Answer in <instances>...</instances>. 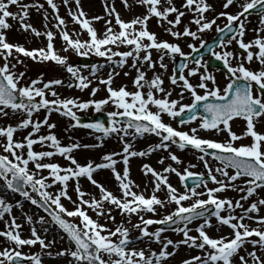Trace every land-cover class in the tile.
Wrapping results in <instances>:
<instances>
[{
    "label": "snow or ice",
    "instance_id": "6c2138e0",
    "mask_svg": "<svg viewBox=\"0 0 264 264\" xmlns=\"http://www.w3.org/2000/svg\"><path fill=\"white\" fill-rule=\"evenodd\" d=\"M45 3L51 9L55 20L52 27L56 32L48 28L47 10L42 13L44 31H38L27 22L30 10L41 12L43 4L0 0V119L23 114L15 126H0V138H4V142H0V189H3L0 193V221L4 224L0 230V264H42L41 255H53L47 250L56 243L55 239L46 242L44 238L52 228L59 229L61 239L66 238L68 242L67 248L55 253L56 257L68 258L67 264H169L181 245L190 250H199L200 254L182 259L180 264H264V216L259 215L264 208V133L256 131L257 124L264 123V0H243L242 3L240 0H223L224 11L212 18L206 13L215 12V8L207 0H181L179 6L175 0H133L132 4L129 0H121L126 10H130L133 4L145 9L144 14L127 22L120 18L109 0H102L107 19L105 16L88 18L81 8L80 0H62L64 7L69 9L67 15L71 22L86 33L87 40L79 39V32L67 31V22L59 15L55 0H45ZM70 3L75 4V9L70 7ZM233 5L239 8L234 14L227 11ZM12 7L17 11H10ZM251 14L258 16V26L251 29L255 38L245 42L244 36L249 31L248 16ZM186 16H190V19L180 30L178 26ZM113 18L118 31L112 27ZM152 18L173 40L191 38L192 41L198 40L201 47H205L201 34L210 31L213 26L217 33L231 34L221 36L218 45L221 51L208 48L212 57L220 61L230 74L228 82L220 87L215 76L208 72L206 62L200 58L192 61L195 67H189V56L197 51L194 45L187 43L191 52L186 54L178 43L158 39L156 33L150 32L147 27V22ZM221 18L226 20L223 27L216 24ZM9 20L18 22L19 30L24 33L44 37L45 47L26 49L22 44L10 43L7 39V32L12 28ZM98 21L104 22L102 33H98L93 26ZM192 25L195 30H192ZM57 33L64 42V52L71 51L77 56L92 54L102 57L110 66L114 63L116 68H124L130 58V67L135 70L132 80L135 91L129 92L125 86L118 89L112 87L114 77L119 75L115 68L109 71L106 78L98 81L107 91V97L100 100L80 102L78 99L61 98L56 87H64V81L58 78L45 81L43 73L22 86L26 73L17 72L16 68L17 65L26 67L24 59H30L35 63L54 62L63 67L71 78V82L66 85L70 89L83 91L90 87L92 81L69 64L67 56L61 57L54 50ZM73 36L77 38L73 39ZM233 43L245 55L241 57L232 51L223 50ZM113 46H123L129 50L114 51ZM152 50L159 53L158 60L153 59ZM113 57L119 59L113 61ZM176 57H182L185 63L178 65V75L174 66L172 74L167 77L169 83L179 89L178 99H170L172 89L163 87V73L168 70L165 59L175 62ZM233 60L237 61L235 66ZM245 62L249 66L246 67ZM253 64L259 67H251ZM157 65L162 72L156 71ZM103 67V64L92 65L89 75L95 77ZM200 69L204 71L200 72ZM147 71L153 73L151 79L146 77ZM124 75L128 76L129 73L124 72ZM194 77H198L195 84L190 80ZM98 91L99 88L92 87L90 95L95 96ZM185 94L190 96V103L182 102ZM48 96L52 99H48ZM109 103L116 111L107 113V127L100 121L81 123L76 114V111L89 108L100 112ZM41 109L48 114L56 112L69 118L73 123L65 131L79 127L93 133H102L103 138L115 136L122 146L121 151L103 154L100 162L89 159L81 164L74 153L80 149L102 147V137L95 136L98 143L92 145L79 142L62 145L52 131L56 124L48 122V115L42 121L32 119L33 114ZM164 115L172 120L180 118L179 125H189L193 121H198V125L187 132L180 131L170 123H165ZM120 117L125 119L121 121ZM236 119L245 122V130L240 135L232 131V122ZM42 127L49 130L48 134L37 135ZM29 128L31 131L22 140L14 138L15 132ZM200 131L225 133L227 139L217 142L202 138L198 135ZM144 134L159 138V142L147 151L134 150L131 141L125 139L131 137V140H135ZM246 137L250 138V144L237 146V142ZM36 144L50 150L35 151L33 146ZM172 146L181 151L191 148L200 153L198 159L207 170V181L215 186L209 188L203 173H194L188 168L182 174L172 165L157 171L145 163L140 171L146 180L150 177L152 195L145 197L142 192L134 191L140 186L131 179V158L145 157L162 150L167 153V157H160L157 163L163 165L165 159H168L180 165L183 162L170 151ZM55 156L62 157L67 166L52 162ZM208 156L221 166L213 169L206 160ZM118 163L123 165L122 170L117 169ZM229 169L232 170L231 174ZM103 171L111 173L119 196L95 179ZM167 174H175L182 186L187 179L192 178L193 186L178 192L169 183ZM81 179H86L98 190V197L82 189ZM70 185L75 199L69 194ZM54 186H58L56 190L49 191ZM201 186L204 191L197 190ZM147 187L145 184V189ZM229 190L239 193V198L218 195ZM157 192H164L166 198L160 199ZM9 193L18 194L24 201L48 213L50 219L41 216L36 221L24 213L25 222L29 225L39 224L44 236L35 227L31 228L28 238L22 236V225L16 222V217L11 213L13 207L23 213V204L20 200L14 205L9 203ZM201 196L207 198L201 199ZM249 200L251 203H247ZM62 201H68L72 205L71 209L65 207ZM184 201L192 202L185 207L182 203ZM170 204L176 206L175 210L163 215L161 219L145 218V213L156 215L158 209L163 210ZM209 209L212 211L209 212ZM89 210L95 214V220L88 215ZM113 211L127 217L129 224L131 217L136 216L138 223L131 224V229L123 223L115 224ZM6 214L8 219H4ZM102 218L111 221L115 227L110 229L101 224L99 221ZM198 219L202 222L195 229L188 227ZM74 220L79 223H74ZM252 224L256 226L252 227ZM150 225L161 227L149 231ZM164 225L181 234L183 239L174 241L162 238V233L167 230ZM172 225L176 227L172 228ZM223 227L230 230L229 235L213 238L208 234V230L215 228L219 232ZM132 231L137 235L133 236ZM192 231L197 235H191ZM36 244L42 250L40 255L23 253L25 246ZM152 244L160 246L158 251L152 249ZM249 245L251 251L248 250ZM169 248L172 250L168 251Z\"/></svg>",
    "mask_w": 264,
    "mask_h": 264
},
{
    "label": "rangeland",
    "instance_id": "374dc122",
    "mask_svg": "<svg viewBox=\"0 0 264 264\" xmlns=\"http://www.w3.org/2000/svg\"><path fill=\"white\" fill-rule=\"evenodd\" d=\"M33 2L43 4L44 9H42L41 12H37L35 9H31L30 13H29L30 18L27 22L30 23L38 31H44V27H43L44 19H43L42 13L44 10H47L48 21H49L48 28H49V30L56 32V29H54L52 27V25L55 24V20L53 19L52 15H51V9L48 8L47 4L45 3V0H24V3H33ZM55 2L57 3V5L59 7V15L62 18H64L65 21L67 22V31H69L70 33L71 32H79L80 33L79 39L87 40L88 37H87L86 33L81 32V30L79 29V26L75 25L71 22L70 17H68V15H67V12L69 9L64 7L62 0H55ZM180 2H181V0H175V3L177 4V6H179ZM207 2L211 5H213V7L215 8V12L206 13V15L209 18L214 17L220 11H224V9L222 8L223 0H207ZM240 2L242 3L243 0H241ZM109 3L114 5L116 12L119 13L120 18L126 22L130 21L131 19H133L136 16H141L145 12V9L143 7H140V6L135 5V4H133V6L131 7L130 10H126L124 8L123 4L121 3V0H109ZM129 3L132 4L133 0H129ZM80 4H81V8L86 13V16L88 18H91L93 16H105L104 4L102 3V0H80ZM70 7L72 9H75V4L70 3ZM9 10L13 11V12L17 11V9L15 7L10 8ZM238 10H239V8L237 5H233L229 9H227V11L232 13V14L236 13ZM105 18L107 19L106 16H105ZM169 18L172 19V17H169ZM252 18H253V16H250L248 18L249 23L247 24V27H248L249 31L244 36L245 42H248V41L255 38V33L252 32L251 29L257 27L258 23L254 24V22L252 21ZM257 18H258V16L256 17V20H257ZM189 19H190V16H186L185 18L182 19L181 25L178 26L180 30H182L183 24L187 23ZM8 22L12 25V28L7 32V39L10 43L22 44L26 49L45 47L46 40L44 39V37H42V36L41 37H34L30 33H24L23 31L19 30L18 22L11 21V20H9ZM225 23H226V20H224L223 18L218 19L216 21V24L219 25L220 27H223ZM93 26L95 27V29L97 30L98 33H102L103 28H104V22L103 21L94 22ZM112 27L114 30L118 31V26L115 24L114 18L112 19ZM147 27L150 28L154 33H156L158 39L169 40L170 42L178 43L179 46L182 48V50L186 54L191 52V50L187 48V43H192L195 48L200 45V42L198 40L192 41L191 38L181 39L179 41L173 40V38H171L166 33H164L163 29L157 25L155 18H152L147 22ZM191 28H192V30H195L194 25H192ZM215 33H216L215 26H213V28L210 31H207V32L201 34V39L206 41L208 38L213 36ZM262 35H264V33H262ZM72 38L76 39L77 37L73 36ZM63 44H64V42L60 39L59 34L57 33L55 36V40H54V50L61 57L67 56V62L69 64H71L72 66H74L75 68L79 69L81 74H83L84 76H87L92 81L90 87L88 89L83 90V91H81L79 89H75V88L70 89L66 85L69 82H71V78H70L69 74L64 70L63 67L56 65L54 62L35 63L30 59H24V58H22V59H24V65H26V67H24L22 65H17V68H16L17 72L25 71V73H26L25 77L23 78L22 86L29 83L32 79L38 78L40 76V74L43 73V79L45 81H48L50 79H56V78L62 79L64 81V84H65L64 87H59V86L56 87V91L59 93L61 98L78 99V101H80V102L88 101V100H100V99H105L107 97V91H106L104 85L99 84L98 81L102 78H106L109 71H111L113 68H115V70L117 72H119V75L114 77L112 87L118 89L121 86H125L127 91H129V92L135 91V88L133 87V84H132V80L135 77V70L130 67V65H131V59L130 58L128 59L127 64L124 68H116L114 63L110 66L105 58L97 57L95 55L89 54V55H87L88 58H91V59L93 58L96 60L95 65H101V64L104 65V67L97 72L96 76L92 77L89 75L92 65L87 66L85 68H79L76 65V61L81 56H77V55H75L74 52H71V51L64 52L62 50ZM113 50L123 52V51H128L129 48H126L123 46L116 48L115 46H113ZM223 50L234 52V51H236V44L233 43V44L229 45L226 49H223ZM214 51H221V48L217 47ZM234 54H237V53H234ZM141 55H143V53H141ZM152 57L154 60H158L159 59V53H157L155 50H152ZM118 59H119V57H113V61H116ZM202 62H206V58H204L202 60ZM165 63L168 65V70H167V72L163 73V79H164L163 87H165L166 89H172V96L170 97V99H178L177 93L179 92V89L174 88V86H172L167 79V77L172 74L173 61L166 58ZM236 63H237L236 60L232 61L233 66H235ZM245 66L246 67L249 66L247 64V62H245ZM189 67H195L194 63L190 64ZM206 67H207L208 72L212 73L215 76L217 84L220 87H223L228 82V77L226 75L224 76L223 75L224 73H222V71L209 68L207 65H206ZM251 67L258 68L259 65L253 64V65H251ZM156 71L162 72L163 70L159 69V67L157 65ZM203 71H204V69H202V71H200V72H203ZM124 72H128L129 75L125 76ZM152 74L153 73L151 71H147L146 77L148 79H151ZM219 78H221V79H219ZM190 80L193 84H195L198 80V77L190 78ZM92 87L99 88V91L96 93L95 96L90 95V90ZM143 91L146 92L147 89H144ZM201 94H202V92H201ZM157 95H160V94H157ZM47 98L52 99L51 96H48ZM38 99L39 98H37V100ZM182 102L183 103H190V96L185 94V98ZM74 111H76V110H74ZM110 111H116L115 107L111 103L105 105L103 107V110L100 112H104L107 114ZM94 112H96V111H94L92 108H89L86 111H76V114H77V116H88ZM45 115H48V117H49L48 122L49 123L56 124V128L53 129L52 131L57 136V138L61 141L62 145H67L70 142H79L80 144H88V145L98 143V141H96V139H95V136H97L95 133H91L89 131L81 130L78 128L70 129L69 131H65V129L68 128V126L73 122L70 121V119L67 117L60 116L56 112L48 114L45 112V110L41 109L38 113L33 114L32 119L34 121H42L44 119ZM22 116H23V114H21V116H13L10 118L0 119V126H7V125L15 126L18 123L19 119L22 118ZM163 118H164V121L169 122L172 125H175L177 128L185 129L188 131L190 130L191 127H195V124L198 123V121H194L193 123H190L189 125H179L174 120L167 117L166 115H164ZM244 130H245V122L243 120L238 119L237 121L235 120L234 122H232V131L233 132L240 135L243 133ZM29 131H31L30 128L18 130L17 132L14 133V138L16 140H22L23 136L27 135V133ZM48 131L49 130L47 128L42 127L40 129V132L37 135H46V134H48ZM256 131L264 133V123L257 124ZM198 135L202 138H209V139L213 140V139H215L216 134L215 135H208V134H202L199 132ZM69 138H71V140ZM125 139L130 140L131 143L133 144L134 150H137V151H147V149L150 146H154L156 143L159 142V138L154 136V135L146 137V138H143V137L136 138L135 140H131V137H126ZM218 139L221 142H224L227 139V136L224 133H220L218 136ZM0 142H4V138H0ZM250 142H251L250 138L246 137L243 140L237 142V146L239 144H250ZM102 144H103V146L99 147V148H89L87 150L80 149V150L76 151L74 153V155L81 164H84L89 159L96 161V162H100V157L103 154L121 151L122 146L117 141V138L115 136H111L109 138H103L102 137ZM33 148L35 151L50 150L46 147H42L39 144L34 145ZM170 151H172L175 155H177L183 163L180 165H175L172 161H170L168 159H165L163 165L157 163V161L159 160L160 157H167V153L162 151V150L158 151V152H154L151 155H148L145 157L131 158V160H130L131 179L136 184H138L140 186L139 189H134V191L142 192L145 195V197L152 195V192H151L152 185H151V183H149L150 177H149V180H146L140 171L141 166L145 163L149 164L151 167H153L157 171H161L163 167H166L168 165H172V167H175V168H177V170L181 171L182 174H183V170L185 168H188V170L191 172L198 173V174L203 173L204 175H206L207 170L204 168L203 162L198 159L199 155H201L200 153L196 152L195 150L189 149V148L181 151L178 148H176L175 146H172L170 148ZM116 158L119 159L118 157H116ZM206 160L208 161V163L210 164V166L213 169L221 166L218 162L214 161L210 156L206 157ZM45 162H47V161H45ZM52 162L58 163L62 167L67 166V162L65 160H63V158L60 156L53 157ZM190 165H195V167H189ZM31 167L32 166L29 165L30 169H31ZM116 167L118 170H122L123 165L118 163ZM228 171L231 174L232 170L229 169ZM44 174L47 175L46 172ZM167 175L169 178V183H171V185L173 187H175L178 192L185 191L184 186L181 185L179 178L175 174H167ZM95 179L103 182L104 186L108 190L112 191L115 195H117V196L120 195L115 181L113 179H111V173L109 171L101 172L100 174L95 176ZM206 182H207V185L209 188L215 186L211 183V181H206ZM237 183H242V181H238ZM80 184H81L82 189L85 192L94 194L98 197V195H99L98 190H96L86 179H81ZM145 184L148 185L147 189H145ZM57 187L58 186H54L52 189H49V191H55ZM197 190L198 191H204L202 186ZM2 192H3V189H0V193H2ZM69 194L72 195L73 199H75V195L72 192L71 185L69 188ZM156 195L160 199L166 198L164 192H157ZM218 195H220L222 197L233 198V199L239 198V193L233 192L230 190L226 191L224 193H220ZM34 198H38V197H35V195H34ZM85 198H87V197H85ZM200 198L206 199L207 197L201 196ZM7 200L9 203H12L13 205L15 204V202L17 200H20V202L23 204V213L21 212L20 209L13 207L11 214L14 217H16L17 214L24 217V213H26L28 215H31L33 217L34 221L38 220L39 217H41V216H44L45 218L50 219L48 216L46 217L40 211L35 209L30 203L24 201L23 198L19 197L18 194L9 193ZM191 202L192 201H184L182 203H183V206L188 207ZM62 203H64L65 207L71 209L72 205L68 201H62ZM247 203H251V200H249ZM247 203L245 204V207H247ZM175 207L176 206L174 204H170V205H167L165 207V209H163V210L158 209V212L156 215H152L150 213H145L144 216H145V218L161 219L163 215H167L169 212L175 210ZM238 213H239V210H237V214ZM88 215L91 216L92 219H94V220L96 219L95 214L91 210L88 211ZM259 215L264 216V208H262L260 210ZM113 216H115V224L123 223L125 227H128L130 229H131V224L138 223V218L136 216L131 217V224L127 223L128 218L122 217L118 211H113ZM4 219H8L7 214L5 215ZM16 222L22 225V229H23L22 230V236L24 238H28L30 236V230L32 227H35L38 232H41L39 224L34 223L33 225H29L25 222L24 218H22L20 220H16ZM73 222L77 223V224L79 223L78 220H74ZM99 222L101 224H105L110 229L115 227V224H113L111 221H106L103 218L100 219ZM201 222H202L201 220H198L196 222L189 224L188 227L191 229H195V227ZM212 223L215 224L214 218H212ZM255 226H256L255 224H252V227H255ZM3 227H4V224L2 221H0V230H2ZM158 227H159V225H150L149 231H155V229ZM50 231H52L51 233L54 234L53 238H50L48 236V234L46 236H44V234L41 232V235L44 236L46 242L48 240H53V239H55V241H56V243L51 248H49L47 250L53 254L52 257L46 256V255H41L43 257L46 256L45 257V260H46L45 264H67L68 258L55 256L56 252L62 250L63 248H67L69 246L66 238L61 239L62 234L60 233L59 229L52 228V229H50ZM131 234L133 236L137 235V233L135 231H132ZM190 234L193 236L197 235L195 233V231H192ZM208 234L210 236H212L213 238H216L219 236L229 235L230 230L227 227H223L219 232H217L216 229L213 228L211 230H208ZM164 237H167L168 239H172L174 241L183 239V236L181 234H177L176 232H168V231H165L164 233H162V238H164ZM139 247H143V245H139ZM159 247H160L159 245L152 244L153 250L158 251ZM171 250H172L171 248L168 249V251H171ZM248 250L249 251L252 250L251 245L248 246ZM22 251L26 255H40L42 253V250L40 249L38 244L33 245L31 247L25 246L22 249ZM199 254H200L199 250H190L186 246L181 245L177 255L170 260L169 264H180V261L182 259H187L190 256H195V255H199Z\"/></svg>",
    "mask_w": 264,
    "mask_h": 264
},
{
    "label": "water",
    "instance_id": "95a60500",
    "mask_svg": "<svg viewBox=\"0 0 264 264\" xmlns=\"http://www.w3.org/2000/svg\"><path fill=\"white\" fill-rule=\"evenodd\" d=\"M228 34H222V33H220L218 36H216L215 38H213L210 42H208L206 45H205V52L206 53H210L209 51H208V48L209 47H211V48H213L215 45H217L219 42H220V38H221V36H227ZM88 63H90L88 60H82L81 62H80V64H88ZM183 63V62H182ZM213 66H223V64L221 63V62H218V61H216V63H213ZM177 70H179L178 68H177ZM98 119V120H97ZM89 120H97V121H100V122H102V123H104V125L106 124V120H105V117L103 116V115H101V114H95L92 118H90V119H80V122L81 123H88V121Z\"/></svg>",
    "mask_w": 264,
    "mask_h": 264
},
{
    "label": "bare ground",
    "instance_id": "6f19581e",
    "mask_svg": "<svg viewBox=\"0 0 264 264\" xmlns=\"http://www.w3.org/2000/svg\"><path fill=\"white\" fill-rule=\"evenodd\" d=\"M22 218H24V217H22V216H20L19 214H17L16 215V220H20V219H22ZM52 231H50L49 233H48V236L50 237V238H53V233H51ZM46 257V256H45ZM45 257H43V256H41V260H42V264H45ZM43 258V259H42Z\"/></svg>",
    "mask_w": 264,
    "mask_h": 264
}]
</instances>
